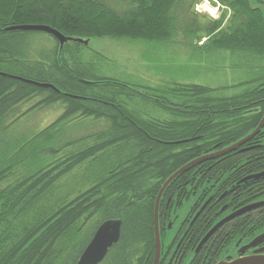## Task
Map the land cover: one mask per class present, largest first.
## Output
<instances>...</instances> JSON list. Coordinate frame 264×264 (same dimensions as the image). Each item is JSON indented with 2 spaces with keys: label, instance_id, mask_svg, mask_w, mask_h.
Instances as JSON below:
<instances>
[{
  "label": "trees",
  "instance_id": "trees-1",
  "mask_svg": "<svg viewBox=\"0 0 264 264\" xmlns=\"http://www.w3.org/2000/svg\"><path fill=\"white\" fill-rule=\"evenodd\" d=\"M200 1L0 0V71L5 72L0 73V264H54L57 252L62 251L60 237L71 232L79 236L97 212L103 220L123 218L121 237L107 264H128L126 249L133 255L142 251L139 264H151L155 253L154 204L165 180L194 158L243 138L264 115V74L229 96L218 95L219 88L202 84H162L156 92L140 90L106 75L98 78L96 68L81 60L82 47L87 45L83 42L70 40L61 48L60 41L49 33L54 41L37 58L31 43L34 33L43 30H11L8 26L44 23L66 36L89 41L108 36L161 43L183 32L186 37L190 33L193 41L197 38L196 43L206 36L205 42L216 48L264 58L261 8L251 7L248 0H218L231 8L228 18L224 11L218 18L203 19L202 12L196 10ZM257 2L264 5V0ZM71 47L76 50L75 60L70 58ZM10 74L51 82L56 87L40 86ZM117 84L125 88H117ZM171 86L176 88L173 93L181 96L171 98ZM133 91L153 92L158 104L168 107L170 117H153L136 110L126 99ZM32 99L35 101L30 107L18 112L21 103ZM58 105L62 113L46 127L23 136L18 133V137L9 131L13 127L7 119L12 117L15 122L38 107ZM88 118L103 121L105 127L77 134L78 125L85 128ZM71 122L78 125H69ZM203 163L205 171L223 160ZM82 169L89 171L85 187L69 193L54 208L55 189ZM194 170L178 175L166 187L160 217L169 195L172 193L173 199L189 185L184 181ZM184 195L188 197V192L178 196L179 202ZM208 195L203 193L191 212ZM216 207L201 214L210 223L193 246L215 223ZM238 225L232 232L223 230L206 255L202 251L203 264L225 257L229 250L224 249L233 248L237 234L243 232ZM263 226L264 221L249 232Z\"/></svg>",
  "mask_w": 264,
  "mask_h": 264
},
{
  "label": "rangeland",
  "instance_id": "rangeland-1",
  "mask_svg": "<svg viewBox=\"0 0 264 264\" xmlns=\"http://www.w3.org/2000/svg\"><path fill=\"white\" fill-rule=\"evenodd\" d=\"M210 7L213 11H202L201 16L203 19H208V17L218 18L224 11H226L225 19H227L232 11L224 2L220 8ZM34 34L35 38L31 43L33 47L32 54L40 58V53L49 49V46L54 41V37L45 31H37ZM206 38V36L203 37L202 44H199L192 41L193 37L190 33L186 37L183 32L179 35L177 34L175 38L169 39V43L167 41L154 43L144 39L114 38L108 36L92 37L89 44L83 45L80 57L82 61L86 62L87 60L92 67L96 68V73L99 75L98 78L106 75L108 79L113 81L129 84L131 87H138L140 90L147 88L155 92L156 88H159L162 84L163 86H168L175 85L176 83H186L219 88L218 95L229 96L242 91L249 85H252L251 83L257 78L263 76L264 58L260 59L251 54L249 55L247 52L238 50L231 51L216 48L212 46L211 42H205ZM72 44L69 43V45ZM169 46H172V50L169 49ZM71 48L73 51L70 53V58L75 60L78 58L75 55L76 50L73 47ZM119 87L125 88L117 84V88ZM168 89L171 90V93H168L171 98L181 96V94L173 93L176 88L171 86ZM147 92L149 94H139L133 91L126 99L140 112L153 117L169 118L168 107L159 105L157 100H155L156 97L152 95L153 92ZM217 94L212 92V96L216 97ZM34 101L32 99L31 101L21 103L18 112L26 110ZM60 106L49 108L47 106L38 107L23 116L20 115L15 122L11 117L6 121V123H11L10 125L13 127L9 128V131L16 132L18 137L19 134L23 136V134H30L42 129L62 113L63 109ZM78 121L74 120V122ZM74 122H71L69 125H78V123ZM97 122L102 123L98 126ZM103 124V121H95L92 118H88L85 123L86 127L81 129L80 125H78L76 133L81 134L84 132V129L87 132L91 129L104 128L105 124ZM92 169L93 167L89 171ZM89 171L82 169L76 174H70V176L66 177L62 181V183L64 182L63 185L55 189L56 195L54 196L55 198L53 197L54 204L52 206L55 208L58 204H61L60 202L69 193H76L79 188H84L83 183ZM101 219L102 217L97 212L95 218L90 221L93 222L92 227L96 225L97 221H101ZM7 225L9 223L5 224L4 227ZM86 228L87 225L85 224V230ZM169 231L172 233L171 230ZM66 236H68V240H64L66 244H62L63 240L59 243L63 252L55 251L58 254L54 259V264L75 263V260L82 251V242H86L87 238L86 235L80 234L77 236L72 232L68 235L64 234L61 237L64 238ZM61 237L60 239H62ZM70 246L74 249L68 254L66 247L70 248ZM218 259H220V256L217 257ZM185 261L186 259L183 263Z\"/></svg>",
  "mask_w": 264,
  "mask_h": 264
},
{
  "label": "flooded vegetation",
  "instance_id": "flooded-vegetation-1",
  "mask_svg": "<svg viewBox=\"0 0 264 264\" xmlns=\"http://www.w3.org/2000/svg\"><path fill=\"white\" fill-rule=\"evenodd\" d=\"M223 148L224 146L212 152H218ZM228 153H232V157L227 159L226 155ZM234 154H241V157L234 156ZM211 159H215L216 162L223 160V163L215 166L212 165L209 168H206L205 171H202V165L204 164L203 161L208 159L200 161L196 165L192 166L191 168H195V170L193 171L191 178L184 181V185L190 184L186 185L182 191L180 190L181 192H179L173 199L171 193L169 198L166 200V209L162 212L161 217H159L164 246L160 264H203L205 257L201 258L203 254L202 251H205L206 255V251L211 249L212 244H215L219 240L221 232L227 229L232 232L238 225L237 221H241V225L238 226L241 227L243 232L242 234H237L238 238L235 241L233 248L230 249L227 247L224 249V251L229 250L225 257L229 255L231 257L238 256L239 253L237 251L239 247L252 241L264 230L263 226L258 231H256V229L249 232L251 228L259 226L260 223L264 221V205L251 207L225 221L226 223H224L221 227H218L201 245V247L196 250L200 240L221 218L233 212L240 211L253 203L264 200V175H258L264 171V123L258 132L255 133L249 140L240 144L235 149L218 154L209 160ZM238 163L239 165H237ZM231 168L232 171L228 172ZM206 171L210 172L207 173ZM252 175L255 177H249ZM182 192H188V197L184 195L179 202L178 196ZM203 193H209V198H206L199 208L194 211V213L191 212L193 204L197 199L202 197ZM203 205L204 207L201 209ZM213 206H217L214 210L216 217H212L214 218L215 223L207 229L205 234L201 236L195 246H193L194 240L200 235L202 229L206 228V226L210 223L209 220H205V216L201 214L207 209H212ZM90 221L85 223L87 228L85 230L84 225L81 233L83 236H87L86 242H82L81 253L85 247L88 246L101 222L97 221L96 225L92 227L93 222ZM122 229L123 225L121 233ZM169 230H171L172 233H170ZM249 233L252 234L248 235ZM62 240H68V236L62 238ZM118 242L119 240L108 248L104 258L97 264L108 263L110 256H112V249L118 244ZM262 245H264V241L258 244V246ZM74 246L76 247V245ZM129 248L132 250L131 247ZM73 249L74 248L70 246L67 253L69 254ZM249 251H252V249ZM61 252H63V249ZM125 253L127 254L126 261L128 264L140 263L142 251L133 255L130 250L126 249ZM79 257L73 264L77 263ZM185 259L186 261L183 263ZM143 264H145V261Z\"/></svg>",
  "mask_w": 264,
  "mask_h": 264
},
{
  "label": "water",
  "instance_id": "water-1",
  "mask_svg": "<svg viewBox=\"0 0 264 264\" xmlns=\"http://www.w3.org/2000/svg\"><path fill=\"white\" fill-rule=\"evenodd\" d=\"M251 7L253 8H261L264 12V5L257 2V0H248ZM40 29L48 31L56 36V38L60 41L61 47L63 44L68 40H75V41H83L85 43H88V39H84L82 37H71L66 36L63 32H61L59 29L48 25V24H22L18 26H12L11 29ZM2 74H5V72H1ZM11 75V74H10ZM14 77L23 78L16 75H11ZM27 81H31L37 85L40 86H53L56 87L51 82H37L29 79H25ZM264 123V116L262 117L261 121L259 122L258 126L249 134L238 140L237 142L219 150L218 152H210L204 155H201L197 158H194L193 160L187 162L180 168H178L174 173H172L163 183L162 187L160 188L159 192L156 195L155 204H154V236H155V254L152 264H159L161 255H162V244L163 239L161 236L160 231V223H159V213H160V204L161 199L163 196V193L166 189V187L181 173L188 170L192 166L196 165L200 161H203L205 159H210L218 154H222L225 152H229L236 147H238L240 144L246 142L249 140L255 133L258 132V130L261 128V126ZM258 175H264V171L261 172ZM257 175V176H258ZM249 177H255L254 175ZM205 205V204H204ZM204 205L201 207V209L204 207ZM264 205V200L253 203L244 209H241L240 211L233 212L229 215H226L225 217L221 218V220L217 223H215L212 228L205 234V236L200 240L198 243V246L196 247L198 250L201 245L209 238V236L225 221L229 220L234 215L240 214L243 210L249 209L251 207H256ZM121 227H122V219L121 218H107L104 221L100 223V225L97 227L91 241L89 242L88 246L85 247L83 252L81 253L78 261L76 264H97L99 263L104 256L106 255L108 248L113 245V243L117 242L120 238L121 234ZM264 241V230L260 234H258L252 241L249 243H245L238 249V256L230 257L227 256L225 258H221L218 260L215 264H264V245L258 246L259 243ZM252 249V251H249Z\"/></svg>",
  "mask_w": 264,
  "mask_h": 264
},
{
  "label": "bare ground",
  "instance_id": "bare-ground-1",
  "mask_svg": "<svg viewBox=\"0 0 264 264\" xmlns=\"http://www.w3.org/2000/svg\"><path fill=\"white\" fill-rule=\"evenodd\" d=\"M222 6V5H221ZM215 8H220V6L219 7H215ZM206 11H213L212 10V8L209 6V8L208 9H205ZM205 10H203V11H205ZM199 12H202V11H199ZM26 24H37V23H26ZM40 24H42V23H40ZM44 24V23H43ZM18 25H22V24H17V25H11V26H8V29H11V27L12 26H18ZM49 25V24H48ZM16 29H20V28H16ZM58 29V28H57ZM11 30H13V29H11ZM28 30H30V29H28ZM31 30H40V29H31ZM43 31H45V30H43ZM46 32H48V31H46ZM48 33H50V32H48ZM50 34H52V33H50ZM52 35H54V34H52ZM55 36V35H54ZM56 37V36H55ZM62 48V47H61ZM210 153V152H209ZM207 154V153H206ZM204 155V154H203ZM199 157V156H198ZM197 158V157H196ZM159 215H160V213H159ZM111 218H121L122 219V225H123V218L122 217H111ZM221 220V219H220ZM219 220V221H220ZM219 221H217V222H219ZM216 222V223H217ZM224 223H226V222H223L219 227H221ZM122 228V227H121ZM211 229V228H210ZM231 257V256H230ZM220 260V259H219ZM218 261V260H217ZM216 261V262H217Z\"/></svg>",
  "mask_w": 264,
  "mask_h": 264
},
{
  "label": "clouds",
  "instance_id": "clouds-1",
  "mask_svg": "<svg viewBox=\"0 0 264 264\" xmlns=\"http://www.w3.org/2000/svg\"><path fill=\"white\" fill-rule=\"evenodd\" d=\"M202 7H209V0H204V5H196V10L199 12L202 10Z\"/></svg>",
  "mask_w": 264,
  "mask_h": 264
},
{
  "label": "crops",
  "instance_id": "crops-1",
  "mask_svg": "<svg viewBox=\"0 0 264 264\" xmlns=\"http://www.w3.org/2000/svg\"><path fill=\"white\" fill-rule=\"evenodd\" d=\"M196 36H197V35H196ZM192 41H193V40H192ZM201 41H202V40H199V44H202ZM167 42H168V41H167ZM193 42L196 43V39H195V41H193ZM168 43H169V42H168ZM169 49L172 50V46H169ZM172 54H174V53H172ZM170 80H171V79H170ZM170 80H168V81H170Z\"/></svg>",
  "mask_w": 264,
  "mask_h": 264
},
{
  "label": "built area",
  "instance_id": "built-area-1",
  "mask_svg": "<svg viewBox=\"0 0 264 264\" xmlns=\"http://www.w3.org/2000/svg\"><path fill=\"white\" fill-rule=\"evenodd\" d=\"M209 4H210V0H209ZM202 5H204V3Z\"/></svg>",
  "mask_w": 264,
  "mask_h": 264
}]
</instances>
